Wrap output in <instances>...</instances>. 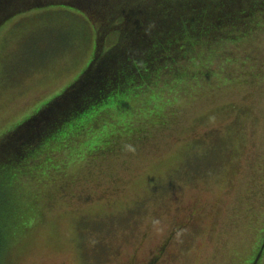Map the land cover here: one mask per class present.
Listing matches in <instances>:
<instances>
[{
	"label": "rangeland",
	"instance_id": "374dc122",
	"mask_svg": "<svg viewBox=\"0 0 264 264\" xmlns=\"http://www.w3.org/2000/svg\"><path fill=\"white\" fill-rule=\"evenodd\" d=\"M258 1L243 33L196 45L177 82L155 73L84 129L63 141L51 133L20 166L0 170V264H84L87 253V264H264ZM44 7L0 25V139L94 55L99 18ZM114 209L119 221L108 217ZM103 219L106 248L89 237Z\"/></svg>",
	"mask_w": 264,
	"mask_h": 264
},
{
	"label": "trees",
	"instance_id": "16d2710c",
	"mask_svg": "<svg viewBox=\"0 0 264 264\" xmlns=\"http://www.w3.org/2000/svg\"><path fill=\"white\" fill-rule=\"evenodd\" d=\"M257 2L259 1L0 0V25L15 14L31 11L41 5L46 6V11L55 10L50 8L54 5L66 6L79 10L84 20H101L94 55L88 66L70 85L50 97V101L41 109L0 139V170L20 166L42 144H47L51 133L63 141L68 138L70 131L84 129L88 125V116L98 113L103 107L114 106L126 95L127 90L141 87L142 82L152 77L155 80L156 74L160 78L162 75L166 78L173 76V82H177L180 80L178 76L188 68L189 62L191 64L196 58V55H192L196 45L224 38L232 29L243 33L250 14L258 7ZM262 3L264 4V0ZM107 44L109 47H106ZM201 67L198 72L205 70ZM1 180L0 184H3ZM108 217L119 221L115 209ZM105 221L107 220L103 219L98 224L87 222L89 228L95 224V228L90 229L89 233L90 241L95 247H107V240L102 236L105 232L101 227ZM85 242V239L81 240L83 249ZM261 247L258 250L262 253ZM85 255V259L92 258L90 253ZM260 255L259 253L257 257ZM158 258L159 256L155 257L152 262L156 263ZM85 259L83 262L87 264ZM256 261L257 258L252 264ZM91 262L93 261L90 259L88 264Z\"/></svg>",
	"mask_w": 264,
	"mask_h": 264
},
{
	"label": "water",
	"instance_id": "95a60500",
	"mask_svg": "<svg viewBox=\"0 0 264 264\" xmlns=\"http://www.w3.org/2000/svg\"><path fill=\"white\" fill-rule=\"evenodd\" d=\"M263 246H264V244H263ZM263 246H262V247H263Z\"/></svg>",
	"mask_w": 264,
	"mask_h": 264
}]
</instances>
